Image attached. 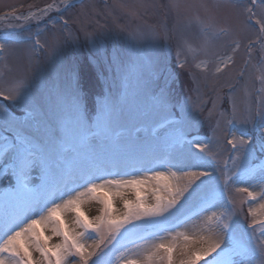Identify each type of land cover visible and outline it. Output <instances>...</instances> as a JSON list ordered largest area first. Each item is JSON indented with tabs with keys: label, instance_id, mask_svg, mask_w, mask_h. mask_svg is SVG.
I'll return each instance as SVG.
<instances>
[{
	"label": "snow or ice",
	"instance_id": "6c2138e0",
	"mask_svg": "<svg viewBox=\"0 0 264 264\" xmlns=\"http://www.w3.org/2000/svg\"><path fill=\"white\" fill-rule=\"evenodd\" d=\"M61 2L27 16L13 12L9 26L35 21L55 29L52 10L73 7ZM167 7L173 28L197 41L180 42V67L186 53L207 56L222 46L243 47L248 57L237 73L244 102L233 99L226 121L228 162L217 166L219 141L194 135L196 105L172 91L161 44L166 23L131 30L124 46L90 39L86 54L68 58L56 55L72 37L63 16V41L54 34L42 42L43 30L6 31L0 57L18 49L28 55L11 87L0 88L9 102L0 103V264H264V218L250 204V223L241 224L229 195L235 188L264 210V0H169ZM38 50L50 56L45 69L38 70ZM254 51L258 88L255 77L245 80ZM217 59L223 68L216 72L235 64L234 55ZM88 200L102 206L99 215L84 213Z\"/></svg>",
	"mask_w": 264,
	"mask_h": 264
},
{
	"label": "rangeland",
	"instance_id": "374dc122",
	"mask_svg": "<svg viewBox=\"0 0 264 264\" xmlns=\"http://www.w3.org/2000/svg\"><path fill=\"white\" fill-rule=\"evenodd\" d=\"M79 0H72L78 2ZM184 4L199 3L201 0H179ZM206 3H212L213 0H203ZM244 4H248L249 0H242ZM169 0H84L83 2L73 5L66 11L57 13L52 10L50 16L57 21L55 29L51 25L46 26L45 22H41L39 28L36 22L31 24L11 21L12 25L20 23V27H10L9 22L11 14L23 13L29 15L32 12H37L48 5H56L63 7L61 0H0V35L4 32H14L16 34L27 35L43 30L41 37L42 42H52L53 35H57L61 41L67 35V31H71L72 37L61 44L57 56L68 58L74 51H79L86 54L89 47V40L105 43L109 48L115 43L119 46H124L128 40V33L145 25H163L167 24L170 29L167 40H162L164 54L167 58L170 70L173 73L171 88L178 98L181 100L190 98V102L196 105L193 112L198 121L197 129L194 135L202 139L212 138L214 143L219 141L221 155L217 158L216 164L222 168V165L228 162V147L224 144V138L228 134L227 119L230 117L233 99L237 106H242L244 102V91L242 89L243 81H239L237 73L245 67V61L248 57L242 47L238 52L233 53L228 47L222 46L217 49L214 54L204 55L197 54L195 58L190 53H186L188 63L185 67H180V63L184 60V56L177 55V49L185 37L191 40L194 44L197 43L193 32L182 31L179 28H173L175 13L171 12L167 5ZM141 5H155V7H141ZM132 13H136L133 15ZM68 21L67 31H62L63 21L60 17ZM29 31H25V29ZM87 33L93 35L89 37ZM249 35H252L249 33ZM253 39L255 37L253 36ZM246 42V41H245ZM27 53L23 50H17L16 54L11 57H0V88L7 89L15 82L16 76L19 74V67L27 58ZM38 60V70L48 67L50 56L46 52L39 50L33 54ZM234 55L235 64L222 72H216L215 68L219 64L217 56L227 57ZM200 61H210L208 63H200ZM200 63V66L196 65ZM223 68L222 64H219ZM258 60L255 51L253 52L252 63L248 66V74L245 80L249 77H255L256 87H259V71ZM29 75H32L29 73ZM236 85L235 92L232 91V86ZM250 102V101H249ZM0 103L7 104L8 101L0 97ZM221 113L224 115L222 116ZM242 113H238V116ZM219 124V128H217ZM245 129H250L251 125H240ZM215 130V136L213 135ZM223 179V177H222ZM247 185L241 184L236 187H244ZM124 195L128 199H135V192L131 189H125ZM144 195V193H142ZM229 195L235 201V212L241 224L247 225L249 220H245V215L248 208L251 206L257 209L258 218H264V210H259L258 205L254 202L244 203L246 194L237 192L235 188L229 190ZM99 205L94 200H88L82 210L89 218L100 214ZM116 207L122 209V201L117 198ZM74 214L68 213L66 219L71 223ZM190 227V225H189ZM184 231V229H180ZM46 235L50 233H45ZM259 234V228H257ZM55 242V241H54ZM91 243V241H89ZM182 244V239L177 241ZM180 248L174 252V259L179 256Z\"/></svg>",
	"mask_w": 264,
	"mask_h": 264
},
{
	"label": "water",
	"instance_id": "95a60500",
	"mask_svg": "<svg viewBox=\"0 0 264 264\" xmlns=\"http://www.w3.org/2000/svg\"><path fill=\"white\" fill-rule=\"evenodd\" d=\"M82 1H84V0H79L78 2H74L73 4H78V3L82 2Z\"/></svg>",
	"mask_w": 264,
	"mask_h": 264
}]
</instances>
